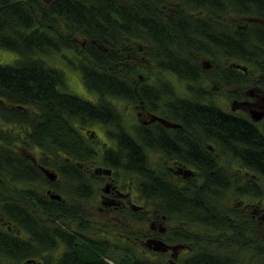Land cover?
I'll use <instances>...</instances> for the list:
<instances>
[{"label":"flooded vegetation","instance_id":"flooded-vegetation-1","mask_svg":"<svg viewBox=\"0 0 264 264\" xmlns=\"http://www.w3.org/2000/svg\"><path fill=\"white\" fill-rule=\"evenodd\" d=\"M69 52L38 56L63 71L61 88L97 102L70 83L82 56ZM6 55L0 67H13ZM196 64L125 70L105 121L74 122L72 155L32 145L14 123L0 264H264V69Z\"/></svg>","mask_w":264,"mask_h":264},{"label":"trees","instance_id":"trees-1","mask_svg":"<svg viewBox=\"0 0 264 264\" xmlns=\"http://www.w3.org/2000/svg\"><path fill=\"white\" fill-rule=\"evenodd\" d=\"M33 1L0 0V6L12 4L0 8V50L17 56L13 67H0L5 193L13 179L11 144L19 141L16 122L27 127L32 145L72 155L79 141L74 122L105 121V98L121 97L126 76L133 78L127 69H196L198 55L208 57L213 68L224 60L225 68L264 69V24L248 19H264V0H53L46 9ZM73 36L89 42L79 49ZM69 50L82 56L75 69L84 87L99 95L97 102L61 88L63 71L38 56Z\"/></svg>","mask_w":264,"mask_h":264},{"label":"rangeland","instance_id":"rangeland-1","mask_svg":"<svg viewBox=\"0 0 264 264\" xmlns=\"http://www.w3.org/2000/svg\"><path fill=\"white\" fill-rule=\"evenodd\" d=\"M77 37L80 38V36H77ZM8 53H11V52L0 50V55H1V57L3 56L4 58H6V57H7L6 54H8ZM59 58H60V59H63V57H59ZM56 59H57V58H54V62L57 61ZM61 62H62V64H63L64 66H66V60H65V59L62 60ZM76 73H77L78 77L76 76ZM76 73L71 72V71L69 70V71H68V79H70V83H71L72 85H74V87L80 89V88H81V87H80V86H81L80 83H81V84H83V83H82V81H81V78H80L79 73H78V72H76Z\"/></svg>","mask_w":264,"mask_h":264},{"label":"water","instance_id":"water-1","mask_svg":"<svg viewBox=\"0 0 264 264\" xmlns=\"http://www.w3.org/2000/svg\"><path fill=\"white\" fill-rule=\"evenodd\" d=\"M248 19L251 20V21L260 22V23L264 24V19L263 18L251 17V18H248Z\"/></svg>","mask_w":264,"mask_h":264}]
</instances>
